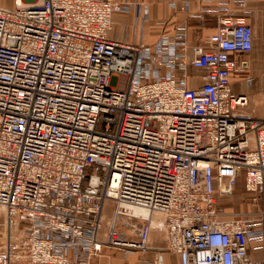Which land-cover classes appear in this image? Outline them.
Returning <instances> with one entry per match:
<instances>
[{"label": "built area", "instance_id": "2783aa9c", "mask_svg": "<svg viewBox=\"0 0 264 264\" xmlns=\"http://www.w3.org/2000/svg\"><path fill=\"white\" fill-rule=\"evenodd\" d=\"M248 1L217 0L190 59L186 25L151 44L108 37L122 0L0 6V264H90L105 246L149 249L153 232L179 264H264L249 252L264 240V116L231 85L253 45ZM239 180L253 208L228 210Z\"/></svg>", "mask_w": 264, "mask_h": 264}, {"label": "crops", "instance_id": "0c3cea01", "mask_svg": "<svg viewBox=\"0 0 264 264\" xmlns=\"http://www.w3.org/2000/svg\"><path fill=\"white\" fill-rule=\"evenodd\" d=\"M127 2L130 9L126 11H115L112 16L108 37L127 43L144 42L151 44L164 32L172 33L179 25H186L187 32V53L189 59L192 56V46H206V39L215 32L217 25V13L215 7L217 0H187L189 10H179L169 5L172 0H122ZM182 2L183 0H173ZM1 5L12 6L14 0H0ZM140 4L147 6L148 14L143 19V14L135 16V6ZM135 7V8H134ZM206 7L207 10L199 11ZM248 13L245 14L247 22L252 26L253 45L249 52H242L236 55V59L242 69L231 76L232 89L235 92L247 93L250 96V103L246 108L253 115L264 116V0H249L247 3ZM235 14H241L240 8H233ZM198 14V15H195ZM199 14L201 16H199ZM159 21H165V28L159 25ZM191 71V68L188 69ZM176 75H178L176 73ZM250 79L247 84L246 80ZM188 85L195 87L200 81L199 76L189 77ZM258 112V113H257ZM256 116V115H255ZM241 181V180H239ZM242 182V181H241ZM228 198L222 202L228 210L246 211L252 209L247 203L239 202L237 207L230 205ZM264 211V197L259 206ZM125 221L127 219H120ZM131 221V220H129ZM133 223V222H131ZM150 248L146 250L134 249L125 252L118 248L105 246L101 253L91 259L90 264H156L154 261L160 256L162 264H179L176 254L170 253L163 247L164 240L160 233L153 232L150 239ZM249 252L252 258L264 260V240L252 241L249 244Z\"/></svg>", "mask_w": 264, "mask_h": 264}, {"label": "rangeland", "instance_id": "374dc122", "mask_svg": "<svg viewBox=\"0 0 264 264\" xmlns=\"http://www.w3.org/2000/svg\"><path fill=\"white\" fill-rule=\"evenodd\" d=\"M10 2H11V0H10ZM0 6L6 7V8H12L13 7V5L12 6H7V5H1V4H0ZM255 115L258 116L259 114H255ZM242 194H243V184H242L241 181H239L238 184H237V186H236V189L234 191L233 196L230 197V198H228V199H226V200L229 201V204L230 205L232 204L235 207H237V204L239 202H241V197L240 196H242ZM222 200H223V198H220L219 199L220 202H222ZM243 203L245 204V202H243ZM3 218H4L3 212L0 211V223L3 222ZM129 220H131V221H129ZM131 222H133V223H131ZM139 222H140L139 220H135V219H127L125 221H121L120 220L119 221V227L126 228V231H128V234H130L131 236H134L136 234H139L138 231H134L135 230V227L137 228V225H138ZM3 228L4 227L1 226V228H0V232L1 233H3V231H4Z\"/></svg>", "mask_w": 264, "mask_h": 264}, {"label": "bare ground", "instance_id": "6f19581e", "mask_svg": "<svg viewBox=\"0 0 264 264\" xmlns=\"http://www.w3.org/2000/svg\"><path fill=\"white\" fill-rule=\"evenodd\" d=\"M134 212L139 214H146L144 210H140V209H135Z\"/></svg>", "mask_w": 264, "mask_h": 264}]
</instances>
